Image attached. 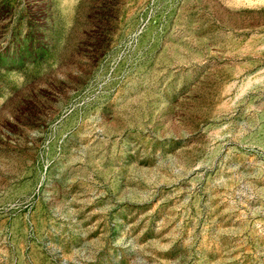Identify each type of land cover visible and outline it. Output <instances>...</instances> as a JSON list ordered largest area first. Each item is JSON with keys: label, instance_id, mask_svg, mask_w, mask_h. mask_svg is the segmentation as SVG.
Returning <instances> with one entry per match:
<instances>
[{"label": "rangeland", "instance_id": "rangeland-1", "mask_svg": "<svg viewBox=\"0 0 264 264\" xmlns=\"http://www.w3.org/2000/svg\"><path fill=\"white\" fill-rule=\"evenodd\" d=\"M0 264H264V0H0Z\"/></svg>", "mask_w": 264, "mask_h": 264}]
</instances>
